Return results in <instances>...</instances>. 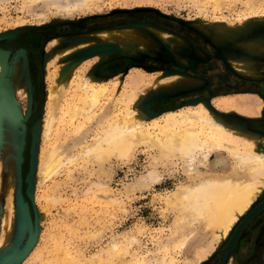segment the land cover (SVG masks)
Masks as SVG:
<instances>
[{
	"label": "rangeland",
	"instance_id": "obj_1",
	"mask_svg": "<svg viewBox=\"0 0 264 264\" xmlns=\"http://www.w3.org/2000/svg\"><path fill=\"white\" fill-rule=\"evenodd\" d=\"M35 32L42 34L41 44L30 50L27 39ZM232 33L235 39L228 38ZM192 37L217 54L236 79L264 82V0L0 2V87L16 108L18 130L16 138L0 136V264H213L221 255L232 235L219 245L210 229L197 224L180 231V214L168 201L188 180L180 159L155 167L161 178L150 187L129 188L149 172L157 154L143 145L129 162L105 163L107 175L80 158L49 179L40 175L43 149L61 147L77 156V144L91 141L108 120L129 122L138 113L142 125L154 132V124L170 114L203 106L211 117L264 147V94L209 93V80L193 72L205 67L211 55ZM95 47L104 49L91 50ZM250 62L258 65L256 73L240 70ZM18 63L19 91L10 84ZM49 76L58 78L62 89L46 142ZM85 80L103 83L108 90L97 110L73 120L74 109L83 106L85 92L79 84ZM224 98L251 104L225 108ZM236 164L230 160L225 171L235 170ZM11 169L13 224L6 235L1 224ZM250 233L255 257L257 246H264V210L245 221L226 264H242L238 249ZM112 240L122 244L118 253L123 261L118 254L102 261Z\"/></svg>",
	"mask_w": 264,
	"mask_h": 264
},
{
	"label": "bare ground",
	"instance_id": "obj_2",
	"mask_svg": "<svg viewBox=\"0 0 264 264\" xmlns=\"http://www.w3.org/2000/svg\"><path fill=\"white\" fill-rule=\"evenodd\" d=\"M216 1L219 2L220 0ZM83 4L85 5L86 2H83ZM234 32L236 33V31ZM157 35L163 40L167 38V35L162 32H158ZM229 35L228 38L231 39L235 36L234 33ZM137 36L135 35V37ZM106 37L112 38L109 35ZM131 44L133 45V43ZM135 44L136 42H134ZM257 66L256 63L250 62L244 64L240 70L247 74H254ZM20 70L21 64L18 63L11 76L10 84L17 91L20 89L19 81L22 74ZM57 79L56 77L51 79L49 76V89L46 96L48 112L44 120L46 142L51 136L56 120V109L59 105L60 90L62 89L58 90L62 86L60 82L57 83ZM166 79L168 80V78ZM158 84H160L159 81ZM164 85L167 86V84ZM79 87L84 90L85 95L81 98L83 106L76 107L72 112L73 120L77 119L78 116L85 117L87 114L89 115V112L92 113L97 110L101 101L100 97L108 90L107 85L100 82H89L88 80L79 84ZM130 97L132 100L134 93ZM9 99V96L4 93V86L1 85L0 136L16 138L18 136L17 112ZM228 99H222L221 103ZM238 102L239 104L250 103L241 100L237 102L227 101L222 103V106L225 108L237 107ZM259 107L254 110L256 114L261 113ZM126 113L130 115V110L127 109ZM170 115L162 124H154V132L142 125L143 116L140 113L133 121L129 122L126 120L118 122L114 118L110 119L104 127L99 131L97 130L98 132L91 141L77 144L79 146L77 147V156L69 154L61 147L50 146L52 149H43L40 156L41 178L43 181L49 179L63 166L72 164L79 158L84 159L86 163L97 164L98 168L100 167L98 170H103L102 172L106 173L103 169L105 163L110 162L112 159L123 163L129 162L139 146H147L157 151L156 156L152 158V167H150L151 169L147 174L137 179L129 188L146 187L159 181L161 177L155 167L164 165L173 159H180L188 175V180L181 183V186L174 191L173 196L168 200L170 205L173 206L172 208L175 207L178 214H180V216L178 215L179 220H177V223L180 224V231L189 225L197 224L204 227L203 230L210 229L213 232V239L220 245L232 235L241 219L252 210L254 204L264 195V147L258 146L254 138L251 139L245 136L238 129L227 125L222 119L211 117V114L208 111L206 113L203 106L196 111ZM12 140L14 141V139ZM230 160L236 161L237 166L235 170L232 169L226 172L225 169L228 168ZM201 166L206 169L201 171ZM217 169L222 171L217 172ZM13 175L14 171L11 169L6 191L7 199L4 206L6 211L1 224L2 231L6 235L10 233L13 224L14 206L11 196L14 183ZM134 240V238H131V241ZM121 245L112 240L109 248L101 253L104 256L102 261L117 254L119 259L124 257L121 256V253H118ZM187 264H191V262L188 261Z\"/></svg>",
	"mask_w": 264,
	"mask_h": 264
},
{
	"label": "flooded vegetation",
	"instance_id": "obj_3",
	"mask_svg": "<svg viewBox=\"0 0 264 264\" xmlns=\"http://www.w3.org/2000/svg\"><path fill=\"white\" fill-rule=\"evenodd\" d=\"M138 19H144L139 18ZM174 30L173 27H170ZM41 37L42 34L39 33H32L28 37V41L30 43V50L37 49L41 44ZM192 40L196 41L199 45L204 47L205 50L209 52L211 55V60L205 67L198 68L193 73L199 76H204L209 80V85L207 86V91L212 94L218 92H246V91H256L261 92L264 94V82L261 84H255L253 82H245L241 79H236L222 64V61L219 59L217 54L213 53L204 44L196 38L192 37ZM207 94V92H206ZM256 211L250 216L251 219L255 214L260 213L264 210V199L258 204ZM243 227V226H242ZM252 241L251 233L246 237V240L243 242L238 249V258L241 260L242 264H264V246H257L258 251L256 252L258 256H253V246L254 243ZM262 249V250H261ZM225 250L223 248L222 252ZM221 252V254H222ZM231 250L228 253L227 258H229ZM252 255V256H251ZM221 255L216 259H214L213 264H218L220 261ZM225 260L224 264L227 263V259ZM254 261V263L252 262Z\"/></svg>",
	"mask_w": 264,
	"mask_h": 264
},
{
	"label": "water",
	"instance_id": "obj_4",
	"mask_svg": "<svg viewBox=\"0 0 264 264\" xmlns=\"http://www.w3.org/2000/svg\"><path fill=\"white\" fill-rule=\"evenodd\" d=\"M102 49H104V47H95V48H92L91 50H102ZM256 209L257 208L252 209L248 214H246L244 216L243 222L239 223L238 227L235 229L234 233L232 234V237L230 239L229 244L225 247V250L222 252L221 257H220V261L218 264H224V262L228 256L229 251L231 250L235 240L237 239V236H238L240 230L242 229L243 224L245 223L246 220H248L250 218V216L253 214V212L256 211Z\"/></svg>",
	"mask_w": 264,
	"mask_h": 264
}]
</instances>
